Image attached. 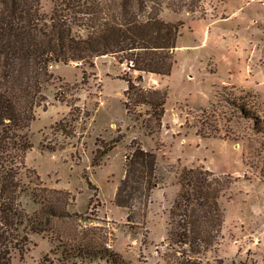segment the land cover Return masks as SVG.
Listing matches in <instances>:
<instances>
[{
  "label": "rangeland",
  "instance_id": "obj_1",
  "mask_svg": "<svg viewBox=\"0 0 264 264\" xmlns=\"http://www.w3.org/2000/svg\"><path fill=\"white\" fill-rule=\"evenodd\" d=\"M161 8L162 18L182 25L170 74L142 73V85L167 90L156 132L143 125L146 106H137L138 117L124 109L123 77L137 75L125 62L101 55L92 65L76 60L51 66L46 100L28 129L32 147L24 164L36 171L40 185L70 192L68 213L50 219L44 232L29 233L11 264H61L64 248L74 252L88 240L129 261L164 264L169 209L184 166L234 179L221 198L219 243L202 259L264 264V0H199L195 11ZM112 140L114 147L105 152ZM132 142L155 152L161 181L127 209L115 204L114 194ZM93 158L99 164L92 165ZM29 170L26 176L34 178ZM33 186L20 197L28 213L40 206L32 200ZM64 262L109 264L99 258Z\"/></svg>",
  "mask_w": 264,
  "mask_h": 264
},
{
  "label": "trees",
  "instance_id": "obj_2",
  "mask_svg": "<svg viewBox=\"0 0 264 264\" xmlns=\"http://www.w3.org/2000/svg\"><path fill=\"white\" fill-rule=\"evenodd\" d=\"M198 1L0 0V264H11L13 251L24 252L29 233L44 232L50 219L68 213L65 208L70 192L40 185L36 171L24 164L25 154L32 147L28 129L35 108L46 100L44 90L53 78L51 66L76 60L92 65L93 58L101 55L125 62L137 75L123 77L124 109L138 117L137 106H146L143 125L147 133H154L161 126L167 90L142 85V73L170 74L182 25V21L162 18L161 7L165 4L175 12L195 11ZM239 108L246 113L244 106ZM256 126L253 122V128L260 131ZM130 147L124 176L114 194L115 204L127 209L136 199H147L161 181L155 152L139 142H132ZM97 164L93 158L92 165ZM24 170L34 178L26 176L29 174ZM233 180L231 174H215L202 166L182 167L177 175L179 189L168 214L164 264H210L202 255L219 243L225 216L221 198ZM31 182L35 185L32 200L40 206L28 213L20 197ZM72 251L62 250L61 264L71 257L106 259L109 264H145L143 260L129 261L93 240Z\"/></svg>",
  "mask_w": 264,
  "mask_h": 264
}]
</instances>
